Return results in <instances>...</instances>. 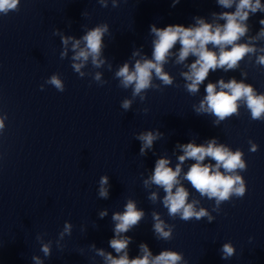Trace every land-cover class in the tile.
I'll return each instance as SVG.
<instances>
[{
  "label": "clouds",
  "instance_id": "clouds-1",
  "mask_svg": "<svg viewBox=\"0 0 264 264\" xmlns=\"http://www.w3.org/2000/svg\"><path fill=\"white\" fill-rule=\"evenodd\" d=\"M180 0H173V6ZM20 0H0V13L7 14L9 11L18 10ZM219 5L224 8H231L235 4L234 12H222L219 19L225 21L221 24H211L205 22L203 18H195L194 26L176 24L168 25L163 28H157L155 24L150 26L151 33L154 35L152 41V58L141 56L136 59L130 67L125 62L115 72V78L119 80V86L123 89L132 90V99L125 98L121 102L124 110H130L133 100L140 97L141 102L145 100L142 93L155 87L153 79L160 80L163 85L169 86L173 83V78L164 71V65L169 62V58L176 56L175 63L183 64L189 56L195 57V60L187 65L188 71L181 75L187 81L185 87L189 93L199 91V86L209 76L210 70L224 69L225 71L234 70L247 54L255 53L254 45L248 43H238L241 37L248 32V26L245 21L249 18V12L256 13L264 11V5L260 0H218ZM107 7V4H102ZM113 0V7H116ZM217 15V14H213ZM259 23L264 26V19ZM108 31V25H98L86 32L80 39L72 36H61V43L64 50L60 57H67L69 42L73 55L71 57V67L79 77H85L83 68L91 59V65L94 68H100L105 61L101 58L104 48L103 37ZM58 34V30L56 33ZM259 36H264V27L261 28ZM254 39V38H250ZM83 42V47H81ZM179 45L178 53L172 50ZM209 45L212 47L210 48ZM133 57L140 56L139 51L132 53ZM258 64L264 65V55L257 57ZM96 82H101V73L96 72L93 76ZM46 84L54 86L58 91L63 92L65 85L59 74H53L45 81ZM105 82H101L103 85ZM41 85V90H43ZM219 88V90H217ZM206 96L200 102V112H210L219 120H224L237 113L238 101L243 100L250 110L253 120H261L264 117V95H257L251 85H246L243 81L237 82L231 79L227 83L223 79L217 83H208L205 87ZM145 112L148 109H144ZM4 118H0V130L5 127ZM162 133L159 131H145L136 136L141 141L140 154L144 155L147 149H151L153 142L159 139ZM250 151L256 152L258 145L249 141ZM183 151V155L178 157L179 163L175 168L169 166L170 160L160 158L155 163L153 174L149 180H145L144 184H154L163 189L165 196L163 197V205L168 211L170 217H179L183 221H189L195 218L199 221L207 218L208 222L213 220L207 209L200 208L197 210V200L188 202L189 191L183 186L179 177L182 171V165L186 160H194L188 171L184 174V180H187L193 189H195L201 197H207L209 200L215 201L213 211H217L221 202L229 201L232 196L242 198L246 193V182L242 175L237 174V170L244 171L247 168L245 161L242 159L243 152L237 149L231 151L223 144H217L216 140H210L207 145H197L189 142L179 145ZM206 158H210L212 163H204ZM223 169V171H221ZM109 177L102 175L99 179V197L107 199L109 195L108 185ZM157 194L151 193L149 199L155 201ZM100 218L107 215V210L100 212ZM144 216L142 210H138L136 203L128 200L123 212H115L112 220L115 222L114 237L110 240V247L117 254L123 252L119 258H115L111 253L105 255L103 250H99V254L104 256L107 264H178L183 259V254L178 251L165 250L159 255L153 257L146 243H142L140 248L143 252L142 256L129 259L127 251H125L131 241V237H120L121 233H127L131 228L138 226ZM155 223L153 230L159 239L170 240L174 226L169 227L160 219L159 214L153 213ZM71 225L65 222V231H69ZM165 228H168L166 231ZM45 254H48L47 245L43 247ZM221 259L227 260L231 258L236 249L231 243H224L220 249ZM187 264V261H185Z\"/></svg>",
  "mask_w": 264,
  "mask_h": 264
}]
</instances>
